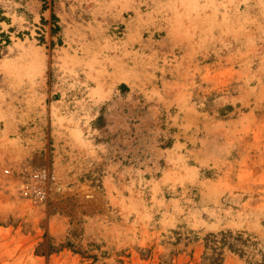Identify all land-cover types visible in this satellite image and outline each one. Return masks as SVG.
Here are the masks:
<instances>
[{
    "label": "rangeland",
    "instance_id": "obj_1",
    "mask_svg": "<svg viewBox=\"0 0 264 264\" xmlns=\"http://www.w3.org/2000/svg\"><path fill=\"white\" fill-rule=\"evenodd\" d=\"M0 264H264V0H0Z\"/></svg>",
    "mask_w": 264,
    "mask_h": 264
}]
</instances>
